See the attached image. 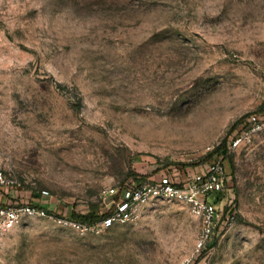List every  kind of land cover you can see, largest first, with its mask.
I'll return each mask as SVG.
<instances>
[{"label": "rangeland", "instance_id": "374dc122", "mask_svg": "<svg viewBox=\"0 0 264 264\" xmlns=\"http://www.w3.org/2000/svg\"><path fill=\"white\" fill-rule=\"evenodd\" d=\"M263 105L264 0H0V207L48 210L2 237L0 264H264ZM219 160L207 241L168 197L110 227L65 219Z\"/></svg>", "mask_w": 264, "mask_h": 264}, {"label": "built area", "instance_id": "2783aa9c", "mask_svg": "<svg viewBox=\"0 0 264 264\" xmlns=\"http://www.w3.org/2000/svg\"><path fill=\"white\" fill-rule=\"evenodd\" d=\"M251 118V123L258 122L257 116ZM244 138L243 135L236 137L232 147H239ZM225 180V161L219 160L207 164L202 171L189 175L183 180L163 175L152 181L133 182L123 190L121 197L117 198L118 202L110 203L109 211L113 212L112 216L105 219L101 224L110 227L114 222L131 221L136 217L139 207L150 199L168 197L190 206L192 214L202 222V242L207 241L223 219L218 209L220 198L211 199V197L222 194ZM10 183L12 182L6 180L0 169V186ZM117 193L115 189H110L105 194L107 197H112ZM47 213L48 210L42 205L0 207V246L2 237L14 229L22 217H46Z\"/></svg>", "mask_w": 264, "mask_h": 264}, {"label": "trees", "instance_id": "16d2710c", "mask_svg": "<svg viewBox=\"0 0 264 264\" xmlns=\"http://www.w3.org/2000/svg\"><path fill=\"white\" fill-rule=\"evenodd\" d=\"M259 111L262 114V111H264V105L260 108ZM260 112H257L256 114L250 115V116H247V117L258 116V115H260L259 114ZM215 154H219L222 158L225 157L223 149L222 150L221 149L217 150L215 152ZM136 181L140 182V181H142V179H138ZM112 213H113L112 211H107L105 213H101L99 208L96 205H93L91 210H90V212L88 214H79V213H76L73 210H70L68 212V215L65 217V219H67L68 221H70L72 223H75V224H78V225H82V226H86V225L87 226H96V225L102 223L105 219H107L110 216H112Z\"/></svg>", "mask_w": 264, "mask_h": 264}, {"label": "water", "instance_id": "95a60500", "mask_svg": "<svg viewBox=\"0 0 264 264\" xmlns=\"http://www.w3.org/2000/svg\"><path fill=\"white\" fill-rule=\"evenodd\" d=\"M224 154H226V151L224 152Z\"/></svg>", "mask_w": 264, "mask_h": 264}]
</instances>
